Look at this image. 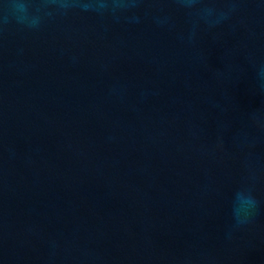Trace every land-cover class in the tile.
I'll list each match as a JSON object with an SVG mask.
<instances>
[{
  "label": "water",
  "instance_id": "1",
  "mask_svg": "<svg viewBox=\"0 0 264 264\" xmlns=\"http://www.w3.org/2000/svg\"><path fill=\"white\" fill-rule=\"evenodd\" d=\"M0 264H264V0H0Z\"/></svg>",
  "mask_w": 264,
  "mask_h": 264
}]
</instances>
